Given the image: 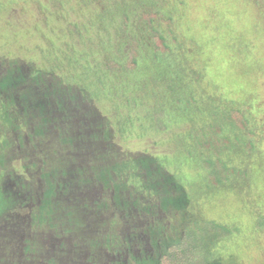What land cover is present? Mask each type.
<instances>
[{
	"label": "rangeland",
	"instance_id": "1",
	"mask_svg": "<svg viewBox=\"0 0 264 264\" xmlns=\"http://www.w3.org/2000/svg\"><path fill=\"white\" fill-rule=\"evenodd\" d=\"M151 2L144 8L153 5L166 21L160 33L167 50L155 55L157 43L144 26L131 27L137 67L115 71L113 85L114 74L104 68L108 52L126 55L132 47L121 35V0H64L61 9L50 0H0V77L7 70L25 77L0 93V117L8 102L14 104L7 108L12 122L0 119V264H23L26 241L41 252L42 262L38 256L34 264L51 257V264H128V255L137 264H157L169 238L202 220L234 230L218 245L221 251L229 245L219 264H264V6L255 9L253 0ZM80 52L87 57L83 73ZM72 53H79L78 63L68 73L65 57ZM72 83L93 100L89 105L72 107ZM171 87L179 89L177 96ZM176 99L178 108L169 107ZM243 106L250 135L227 120L222 125L217 115ZM215 142L225 146L219 156L199 149ZM207 158H219L227 169L210 177L202 164ZM129 160L136 162L134 172L125 168L118 177L108 169ZM116 193L124 201L120 208L111 199ZM184 193L185 206H162L167 194ZM94 200L99 208L82 205ZM60 219H66L62 226ZM90 224L99 226L91 235L85 231ZM115 232L130 236V244L109 240ZM82 239L83 247L98 244L93 262L84 248L73 252ZM63 242L65 255L53 254Z\"/></svg>",
	"mask_w": 264,
	"mask_h": 264
},
{
	"label": "trees",
	"instance_id": "2",
	"mask_svg": "<svg viewBox=\"0 0 264 264\" xmlns=\"http://www.w3.org/2000/svg\"><path fill=\"white\" fill-rule=\"evenodd\" d=\"M255 3L254 8L255 9H260L262 6H264V0H253ZM64 3V0H50V4L55 7V8H62V5ZM151 0H121V7H122V15H123V28H121V35L122 37H128L131 40V49L127 52V54H123L121 53V55L119 56H115L112 54L111 50L109 53V55H107V59L105 62V71H109L110 73L114 74V82L113 85L116 83L115 79L118 77L116 74L118 73V75H121V71L122 70H130V69H134L135 67H137V60L135 58V56L137 55L135 53V48L136 45L138 43L137 38L135 37V35H133V33L131 32V27H135L137 29L138 25H141L143 27L144 30H147L149 37L153 38L154 43L155 44V51L154 54H163V51L167 50V46L165 44H162V41L164 40V37L161 35L160 31L162 26H166V21H160L159 17L157 15L158 11L156 8H154V6L152 5L150 10L145 9L144 7H148L150 5ZM260 3V4H259ZM39 5V9L41 7L40 4ZM137 7H141L140 13H136V8ZM134 16L135 20L133 22V24L131 23L130 25V21H131V17ZM59 17V16H58ZM44 21L46 20L45 17ZM103 17L100 18V22L102 25L106 26V22L105 19H102ZM100 24V25H101ZM130 25V27H129ZM146 25V27H145ZM68 27L70 29H76V26L72 23L68 24ZM44 37V36H43ZM162 44V45H160ZM64 45V43H63ZM110 48V46H109ZM108 48V50H109ZM39 50H41L39 48ZM83 53V52H80ZM79 53H72L71 55L65 57L66 58V68H67V72L70 73V70L75 67V65L78 63V57H76V55ZM83 58V64L80 65V67L82 68L80 73H83V69H85L86 64H87V57L86 55L83 53L82 55ZM43 58H46L45 55H42ZM117 58L118 60L114 59ZM48 58V57H47ZM52 55L50 56V61H51ZM54 59H57L54 57ZM49 61V62H50ZM94 61V60H93ZM94 63V62H93ZM96 66V65H95ZM33 69L35 68L32 67ZM72 71V70H71ZM115 71L117 72L115 74ZM38 70H35V72H32L31 74H29V78H34L35 74H37ZM194 70H190V74L191 75H195ZM169 77H173L176 76L177 74H169ZM64 77H66L69 80V77L67 75H64ZM156 77H158V79H160V77L157 75ZM25 77L21 75V73L18 70V74L16 73V70L11 71V70H7V74H3L0 77V93L3 91H9L8 87L10 85H15V84H20L22 82L25 81L24 79ZM109 80H113V77H107ZM163 80L168 81L169 79H167L165 76L162 77ZM176 79V78H175ZM173 79V80H175ZM194 80V79H193ZM197 80V79H196ZM196 80H194L193 82H197ZM71 84V83H69ZM74 84V83H72ZM73 92H75V99L71 98L73 100V104L72 107H77L79 106V103L82 101L83 103H85L86 105H89L91 101H93L89 95L81 88V86H78L76 84H74L73 86ZM170 92L174 93V96H177L176 94H178L179 89H175L174 87H171ZM116 92V90H115ZM80 100V101H77ZM11 102H8L7 105L5 106V108H3V115L1 116L3 119L7 120L9 119L8 115L9 113H7V108L10 105H14L13 103L10 104ZM178 103L179 100L176 99L174 102L170 103L169 107L171 106H176L178 108ZM65 106V105H63ZM248 112V108H246L245 106H243L240 109H228V112L223 111L221 114H217V115H221L223 120H222V125H224V122L227 120L228 124H230L233 129L237 128L238 130H243L245 131L247 134H251V131L249 129V117L247 119H244V115ZM0 117V119H1ZM158 119V116H155ZM9 121H11V119H9ZM12 122V121H11ZM192 126V125H191ZM158 127L161 128V125L158 123ZM167 127V126H166ZM166 127L164 128L162 126L163 129L160 130H165ZM213 133L214 136L219 137L221 135L220 133V128L217 126H213ZM193 140L195 141V139L193 138ZM199 149L207 151V152H213L215 153L217 156H219L224 150H225V146H223V149H221V147L219 146L218 142H215L213 145L211 143H207L204 144L202 143L199 147ZM142 164L144 166H146L145 161L142 162ZM202 164L206 165L209 168V174L210 177L211 175H217V174H221L220 171L221 170H225L227 169V166L225 165V163L222 160H219V158H216V161H211L210 159H206L205 161L202 162ZM135 167H136V162H134V160H129L127 163L126 162H121V163H117L115 162L113 165H109L108 169L110 171L113 170L118 177H120L121 175V170L122 169H131L133 172L135 171ZM161 169V168H160ZM103 172H106L107 169H103ZM108 171V170H107ZM124 172V170H123ZM98 176V175H96ZM95 176V179H97ZM173 177V176H172ZM167 179H170L171 177L167 176ZM174 178V177H173ZM209 182V181H208ZM210 183V182H209ZM180 186V184H176V188H178ZM114 188H117L116 185H114ZM139 188V187H138ZM177 191H182L181 189H176ZM44 197H45V201H43V205L44 206H48L49 205V193H44ZM166 199L163 200L162 202V206L164 207L165 205L170 204L174 207H179V205H183L185 206V200H186V195L181 194L174 196V198H172V195H166L165 197ZM112 201L114 204L117 205V207L120 208V206H124V201H121L122 199L119 197V195L116 193L112 198ZM101 203L97 202L96 200H94L93 202H84L82 203V205L85 206H90V205H94L95 208H99ZM103 206H106V204H103ZM71 214V211L67 212V221L70 222V224L75 221V220H71V217H69V215ZM126 214V213H125ZM124 217L126 215H123ZM52 219H54L53 214H51L50 216ZM96 219V218H95ZM58 220V219H57ZM66 219H60L58 221V225L62 226L64 224V221ZM76 222L81 224V220H76ZM116 222V220L111 221L110 224L114 225ZM66 224V223H65ZM56 225L53 224V226ZM91 227L85 228V231L88 234H93L96 233L97 230L95 228H98L99 226H95L93 224H90ZM196 226L194 228H186L184 227L183 230V235L181 237H175L171 240V238H169V243L165 244V246L161 247L162 250V254L159 256L157 264H219V260L222 258V254L223 252L225 253L227 250V247H229V245H227V247L225 246V250L221 251L220 247L218 245H220L222 242H225L226 240H230L232 234L234 233V230L231 228H228L224 225H221L219 223H216L212 220H202V221H196ZM190 227V226H189ZM63 229V228H62ZM66 229H64L63 231H66ZM152 233L150 231V229H146L145 234H150ZM107 234H105L106 236ZM102 236V235H100ZM124 237H122V235L120 234H116V232L110 233L108 235V239L109 240H113L114 242H120L123 243L125 245H129L131 242L130 236L127 235H123ZM94 239L96 238L95 236H91L89 237L90 239ZM85 239H82L81 241H79V243H74L72 244V247H75V250L73 252L76 254L81 253L83 250H86L88 252L89 255V261H94L96 258V254H91V252H94V249H96L98 247V244L96 242V244H90L87 245L86 247H83L82 245L84 244L82 241H84ZM102 240H106V244L108 245L109 242L107 240V236L104 237V239ZM152 241V240H151ZM158 241V240H157ZM159 243L163 244L161 241H158ZM147 244V240L144 241L142 240V245H146ZM66 242H63L62 244L59 245V247L57 249H53L52 253L53 254H58L59 252L62 255H65L66 251ZM164 245V244H163ZM106 246V245H105ZM84 248L82 250V248ZM108 247V246H107ZM109 248V247H108ZM24 250V256L21 258L23 264H25V262H27V264H34L33 261L34 259L38 262H40L41 259V252L37 249V245L34 244L32 241H26V246L23 248ZM112 253L114 252L113 250L111 251ZM40 257V260H37L35 257ZM61 256H59L58 258H60ZM128 264H137L140 263L141 261L135 259L132 255H128ZM49 262L46 263L47 264H51L52 262H55V258L51 257L50 259H48ZM42 262V260H41ZM71 262V260L69 261ZM74 264V262L72 263ZM155 264V263H153Z\"/></svg>",
	"mask_w": 264,
	"mask_h": 264
}]
</instances>
